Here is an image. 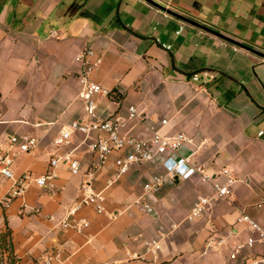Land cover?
I'll return each instance as SVG.
<instances>
[{
	"label": "crops",
	"instance_id": "0c3cea01",
	"mask_svg": "<svg viewBox=\"0 0 264 264\" xmlns=\"http://www.w3.org/2000/svg\"><path fill=\"white\" fill-rule=\"evenodd\" d=\"M87 47L102 56L93 80L114 96L96 98L99 116H123V132L137 138L156 130L190 134L193 143L179 154L219 181L226 179L223 168L232 170L230 197L190 219L191 206L213 193L212 184L199 174L167 178L146 194L148 212L139 196L164 172L161 155L118 176L115 159L129 148L93 169L99 158L89 144L97 130L54 144L63 126L90 119L76 60ZM204 70L209 81L192 79ZM131 105L139 117H129ZM23 133L39 138L13 163L16 176L31 174L25 192L9 198L14 182L0 177V233H8L15 264H46L48 256L49 264H135L128 253L144 252L150 238L160 239L161 250L149 264H250V256L264 254V243L231 253L257 238L236 222L241 212L264 223V207H257L264 198V0H0V147ZM55 151H72L81 171L73 174L62 161L56 178L41 186L36 178ZM83 181L104 192L105 210L85 205L76 217L89 225L63 228L57 220L81 198ZM230 229L235 233L218 250L206 248L210 236Z\"/></svg>",
	"mask_w": 264,
	"mask_h": 264
},
{
	"label": "built area",
	"instance_id": "2783aa9c",
	"mask_svg": "<svg viewBox=\"0 0 264 264\" xmlns=\"http://www.w3.org/2000/svg\"><path fill=\"white\" fill-rule=\"evenodd\" d=\"M53 34L55 35L56 33L53 32ZM76 60L82 62L83 65L79 74L82 82L80 96L85 100L90 119L88 121L74 120L63 126L54 139L56 146L70 144L75 132L87 135L97 130L99 135L89 144L90 148L99 158V163L93 169L102 165L114 150L129 148V150L119 154L115 159L118 176L127 173L134 164L153 161L161 155V164L164 172L154 174L150 181L144 183V192L139 196V200L148 212L153 211V206L147 200L146 194L158 190L167 178L189 179L193 175L199 174L203 181L212 184L213 193L211 195H200L197 201L191 206L188 213V218L190 219L203 216L214 199L231 196L232 186L236 181V176L232 170L223 168L221 173L225 175L226 179L219 181L211 173L206 172L203 166L194 165L188 156L179 154V150L184 144L193 143V136L190 134L184 131L166 134L156 130L150 137L137 138L123 132L122 128L125 125V118L123 116L100 117L97 112L96 98L103 95L113 96V92H109L107 88L92 78L93 71L102 62V56L95 49L87 47L80 52ZM210 78L211 74L208 70L192 75L193 80L203 83L209 81ZM139 115L138 108L131 105L129 107V117H139ZM161 122L162 124H166L168 120L162 119ZM38 143L39 138L30 133L12 134L8 137L7 143L0 147V177L12 179L14 182L9 193V198L23 194L31 178V174L28 172L20 176L15 175L13 169L15 157L21 152L35 148ZM200 146L201 144L198 145V148ZM62 161L68 163L73 174H78L81 171V162L73 156L72 151L65 152L64 154L55 151L51 156L49 169L45 174L36 178V182L41 186H46L49 181L56 178V169ZM81 192V198L69 209L67 216L57 220L59 226L82 231L90 223L87 218L76 217V213L83 206L93 204L98 212L105 210V194L102 190L96 191L87 181H83L81 183ZM257 207H264V198L257 202ZM51 218L54 219L55 216H51ZM236 222L238 224H245L249 229L255 231L257 238L250 237L245 242L238 243L233 249L231 257H236L244 246L253 247L256 242L264 243V223L259 222L245 211L237 216ZM234 233L235 230L230 229L225 235L210 236L206 240L205 246L210 250H218L226 243L229 235ZM144 248V252H129V259L133 260L135 264H149L150 257L154 260L158 256L161 250V241L159 238L146 239L144 240ZM52 259V256H48L43 262L49 264ZM250 264H264V254L250 256Z\"/></svg>",
	"mask_w": 264,
	"mask_h": 264
},
{
	"label": "trees",
	"instance_id": "16d2710c",
	"mask_svg": "<svg viewBox=\"0 0 264 264\" xmlns=\"http://www.w3.org/2000/svg\"><path fill=\"white\" fill-rule=\"evenodd\" d=\"M5 253H7L6 258ZM0 264H15L8 233H0Z\"/></svg>",
	"mask_w": 264,
	"mask_h": 264
}]
</instances>
